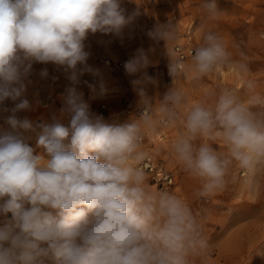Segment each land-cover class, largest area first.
<instances>
[{
  "label": "clouds",
  "instance_id": "9594fccd",
  "mask_svg": "<svg viewBox=\"0 0 264 264\" xmlns=\"http://www.w3.org/2000/svg\"><path fill=\"white\" fill-rule=\"evenodd\" d=\"M200 7L211 20L220 15L218 0H202ZM140 15L139 7L129 13L122 0H0V113H10L0 125V264H193L208 247L197 215L181 197L147 184L143 140L160 128H183L170 151L200 181V198L222 191L234 164L244 186L264 168V96L254 81L243 82L246 99L222 87L211 103L205 98L190 105L178 84L199 82L234 63L211 30L185 66L167 49L176 29L156 23L146 32L153 44L137 48L123 65L135 77L137 118L106 120L91 112L79 90L81 77L98 78L83 81L93 95L107 88L87 62L85 41L96 33L121 37ZM161 41L171 83L156 104L148 88L160 81L147 69L155 66ZM34 63L57 66L69 82L59 117L18 116L32 109L26 94ZM235 63L248 72L244 61ZM39 75L46 78L47 68Z\"/></svg>",
  "mask_w": 264,
  "mask_h": 264
},
{
  "label": "rangeland",
  "instance_id": "374dc122",
  "mask_svg": "<svg viewBox=\"0 0 264 264\" xmlns=\"http://www.w3.org/2000/svg\"><path fill=\"white\" fill-rule=\"evenodd\" d=\"M201 2L122 0V6L129 13L140 8L141 15L134 23L124 30L121 37L96 33L85 41V50L90 52L87 62L100 70L107 88L104 95H93L83 81L95 84L98 78L91 74L81 77L79 90L84 93L83 98L91 112L102 115L106 120L114 116L122 120L137 118L140 111L138 97L130 84L135 77H129L123 65L137 48L147 49L153 44L146 32L156 23L166 22L177 32V39L167 46L168 52L177 57L176 45L192 48V53L183 60L185 66L191 65L195 49L202 44L203 32L207 30L216 32L223 39L234 62L231 67L225 66L199 82L179 80L189 105L205 98L211 103L222 87L234 89L242 99H246L245 80L254 81L255 90L264 96V0H218L220 15L215 20L207 17L200 7ZM152 59L156 64L147 71L149 75L158 76L160 83L158 88L149 86L148 91L158 104L160 94L171 83L163 41L156 46ZM240 61L247 64V73L238 70L235 62ZM44 68H47L48 76L41 78L39 73ZM29 80L31 83H28L26 95L32 109L18 113V116L36 121L41 118L50 120L53 115L59 117L63 107L61 94L69 83L63 70L51 63H34ZM6 105L11 108L13 102L6 101ZM8 114L0 113V125L4 124L3 118ZM63 122L67 125L68 121L65 118ZM182 132L179 124L160 128L144 137L143 147L173 176L174 181L169 187L161 186L146 173L148 186L153 191L166 190L184 199L200 221L208 247L194 258L193 264H264V168L257 172L252 185L244 186L241 180L243 173L234 164L226 187L209 198H200L196 195L200 181L185 172L170 151L171 142ZM213 147L226 152L220 142L213 143ZM8 215L10 217L11 214Z\"/></svg>",
  "mask_w": 264,
  "mask_h": 264
},
{
  "label": "built area",
  "instance_id": "2783aa9c",
  "mask_svg": "<svg viewBox=\"0 0 264 264\" xmlns=\"http://www.w3.org/2000/svg\"><path fill=\"white\" fill-rule=\"evenodd\" d=\"M175 52L177 58L182 61L185 59L188 53H192V48L184 49L180 45L175 46ZM145 173L151 175L155 182H160L161 186L169 187L173 184V176L165 171L161 165H159L152 155H148L143 162Z\"/></svg>",
  "mask_w": 264,
  "mask_h": 264
}]
</instances>
